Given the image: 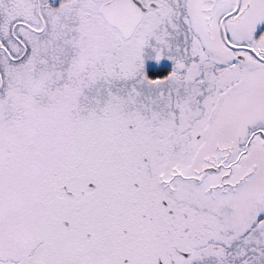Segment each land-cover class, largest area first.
Listing matches in <instances>:
<instances>
[{"label":"snow or ice","instance_id":"snow-or-ice-1","mask_svg":"<svg viewBox=\"0 0 264 264\" xmlns=\"http://www.w3.org/2000/svg\"><path fill=\"white\" fill-rule=\"evenodd\" d=\"M0 264H264V0H0Z\"/></svg>","mask_w":264,"mask_h":264}]
</instances>
